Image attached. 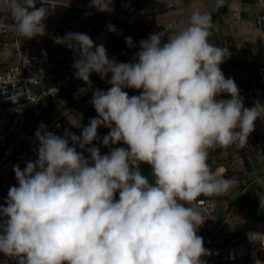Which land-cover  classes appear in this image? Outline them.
I'll return each instance as SVG.
<instances>
[{
    "label": "clouds",
    "instance_id": "obj_1",
    "mask_svg": "<svg viewBox=\"0 0 264 264\" xmlns=\"http://www.w3.org/2000/svg\"><path fill=\"white\" fill-rule=\"evenodd\" d=\"M39 2L5 0L18 35L45 34L50 9ZM111 4L91 0L99 11H114ZM213 27L210 15L194 12L175 35L141 40L131 63L110 60L87 34H67L79 56L76 77L91 86L92 73L110 74V87L93 92L97 116L80 136L37 129L38 158L13 167L17 185L0 204V253L17 264H206L202 257L211 253L197 235L205 219L194 201L233 183L224 169L211 170L208 149L247 144L260 118L221 71L224 50L209 41ZM126 44L133 45L131 37ZM100 126L109 129L104 146L128 147L104 155L87 147ZM141 164L150 166L153 181ZM255 235L264 245V234Z\"/></svg>",
    "mask_w": 264,
    "mask_h": 264
},
{
    "label": "crops",
    "instance_id": "obj_2",
    "mask_svg": "<svg viewBox=\"0 0 264 264\" xmlns=\"http://www.w3.org/2000/svg\"><path fill=\"white\" fill-rule=\"evenodd\" d=\"M58 1L63 4L43 5L50 9L44 20L45 28L71 45L74 41L67 37L65 29L72 27L70 33H84L91 38L92 35L86 32V28L91 27L97 32L111 17L112 11L97 10L91 5V0ZM120 1L112 0V9H115ZM138 2V16L115 20L111 25L116 31L108 30L102 40L96 43L104 45L110 60L124 63L132 50L139 46V42L146 40L153 31L175 35L188 26L192 14L198 11L211 16L214 27L211 29L209 41L224 50L225 60L220 68L225 78L234 79L239 88L254 73L258 65L260 42L254 18L259 11L264 10V3H260L259 0H223L222 3H219V0H138ZM66 5L67 8L75 10L61 8ZM1 11L4 9L0 8ZM127 37L132 38L131 47L126 44ZM72 56L68 47L48 42L43 54L46 74L50 77L63 74ZM124 90L129 96L140 95V90L127 88ZM91 99L92 95L59 109L51 108L46 114L48 119L29 120V125L34 131L44 125L47 131L49 123L56 115L62 113L68 125L83 129L87 126L84 120L89 110L92 109L97 116L95 108L90 103ZM259 113L260 118L254 122V130L250 133L254 135L250 142L243 146L236 144L227 146L229 148L227 155L222 152L223 147L219 145L208 149V164L213 172L224 169L221 174H226L230 170L241 177L230 175L228 179L233 182L230 189L220 195H212V198L213 196L217 198L216 200L213 198L217 202V212L211 221L207 242L209 241L212 246L225 242L234 244L245 257L251 255L253 248L258 261L264 264V245L255 240L256 233L264 234V158H262L264 139L256 132L259 126L264 125V112ZM106 130L108 128L104 126L98 128V139L103 137ZM257 169L258 173L253 175ZM251 186L256 188L262 200L260 206L252 213L251 204L240 203L241 194ZM248 220L251 221L249 224Z\"/></svg>",
    "mask_w": 264,
    "mask_h": 264
},
{
    "label": "built area",
    "instance_id": "obj_3",
    "mask_svg": "<svg viewBox=\"0 0 264 264\" xmlns=\"http://www.w3.org/2000/svg\"><path fill=\"white\" fill-rule=\"evenodd\" d=\"M42 2L43 5L63 4L58 0H42ZM40 6L41 3L37 0L36 7ZM138 6V0H121L103 27L97 32L87 27L86 32L92 35L91 39L96 45L106 35L108 26L115 20L138 16ZM43 23L45 24L44 21ZM254 24L260 35L258 65L247 82L238 88L243 102L264 99V10L256 14ZM12 25L13 18L10 11L0 12V204H5L9 188L17 185L13 167L19 165L23 169L27 161L34 162L38 158L39 141L35 136L37 130L34 131L29 125V120L41 119L51 108L59 109L69 103L80 102L93 95L95 90L107 91L110 87L107 80L111 78L109 74L107 78L101 79L100 75L95 73L90 76L91 86L85 84L75 75L76 69L73 64L79 56L77 51L70 47L71 44L47 31L46 28L43 36L26 38L18 35ZM70 32L72 27L65 29V33ZM154 33L160 32L153 31L150 34ZM50 41L68 47L73 54L65 72L55 77L48 76L43 66L45 45ZM139 50V46L135 47L124 63L133 62ZM220 98L230 99V96L221 95ZM65 130L77 136L82 132V129L68 125L62 113L56 115L47 127V131L59 136H63ZM256 132L264 139V125L259 126ZM253 137L254 135L249 134L247 143ZM102 140L103 138L97 139L87 147H98L101 155L109 153L111 147H128L123 143L106 147ZM77 150L86 158L89 157L87 151L78 147ZM194 206L200 210L205 219L197 230V235L203 237L205 244L211 221L217 212V202L212 197H198L194 201ZM210 253L209 261L202 257L206 264H261L253 248L249 257L243 256L234 244H214ZM0 264H17V261L0 253Z\"/></svg>",
    "mask_w": 264,
    "mask_h": 264
},
{
    "label": "trees",
    "instance_id": "obj_4",
    "mask_svg": "<svg viewBox=\"0 0 264 264\" xmlns=\"http://www.w3.org/2000/svg\"><path fill=\"white\" fill-rule=\"evenodd\" d=\"M61 8H64V9H69V10H71V11H73V10H75L74 8H67V6H61ZM77 10V9H76ZM221 13V12H220ZM93 117H96V114H95V112H93L92 111V109L91 110H89L88 111V114H87V116L85 117V120H84V123L86 124V125H88V123H89V121H90V119L91 118H93ZM109 132V129L108 130H106L105 132H104V135H103V137L107 134ZM103 137H100L99 139H102ZM140 170H141V172L144 174V175H146V176H148V178H149V180L150 181H153V177H152V175H151V168H150V166L149 165H147V164H141L140 165ZM225 178H228V177H230V175H237V177H241V175L240 174H237V173H234V172H232V171H230L229 170V172L228 173H226V174H222ZM259 193H258V191L256 190V188L254 187V186H251V187H249V189H247L244 193H242L241 194V197H240V203H242V204H245V203H249V204H251V210H250V213H252L255 209H257L259 206H260V204H261V199L259 198ZM200 197H210V196H204V195H201ZM116 199H118L119 198V195H118V193L116 194V197H115ZM264 200V199H263ZM251 221L250 220H248V224L250 223ZM228 242H225L224 243V245H226Z\"/></svg>",
    "mask_w": 264,
    "mask_h": 264
},
{
    "label": "rangeland",
    "instance_id": "obj_5",
    "mask_svg": "<svg viewBox=\"0 0 264 264\" xmlns=\"http://www.w3.org/2000/svg\"><path fill=\"white\" fill-rule=\"evenodd\" d=\"M259 2H260V3H264V0H259ZM0 6H1V7H0L1 9H4V11H1V13H8V12H9V9H8V7H7V4L5 3V0H0ZM256 103H257V104H256ZM244 106L247 107V108H253V107H256L258 112H261V111L264 112V99L257 100V101H255V103H244ZM46 114H47V113H45V114L41 117V119L44 120V121H45L46 119H48V118L46 117ZM75 126H78V125H75ZM228 150H229L228 147H223V148H222V152H223L225 155L228 154ZM262 158H264V154H263ZM215 163H216V162H215ZM253 173H254V174H253ZM253 173H252L253 175L257 174V173H258V169H257V170H254ZM211 197H212V196H211ZM213 198H214L215 200L217 199L215 196H213ZM204 247H205L207 250H209V252H210V249H211L212 245H211V243H209V241H208V242H206V243L204 244ZM204 258H205L206 260L209 261L208 256H204Z\"/></svg>",
    "mask_w": 264,
    "mask_h": 264
},
{
    "label": "water",
    "instance_id": "obj_6",
    "mask_svg": "<svg viewBox=\"0 0 264 264\" xmlns=\"http://www.w3.org/2000/svg\"><path fill=\"white\" fill-rule=\"evenodd\" d=\"M224 1H226V0H224Z\"/></svg>",
    "mask_w": 264,
    "mask_h": 264
}]
</instances>
